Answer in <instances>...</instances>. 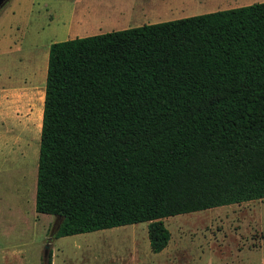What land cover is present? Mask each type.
Masks as SVG:
<instances>
[{
	"label": "trees",
	"instance_id": "16d2710c",
	"mask_svg": "<svg viewBox=\"0 0 264 264\" xmlns=\"http://www.w3.org/2000/svg\"><path fill=\"white\" fill-rule=\"evenodd\" d=\"M264 199V1L49 45L34 212L52 238ZM50 252L42 264L50 263Z\"/></svg>",
	"mask_w": 264,
	"mask_h": 264
},
{
	"label": "rangeland",
	"instance_id": "374dc122",
	"mask_svg": "<svg viewBox=\"0 0 264 264\" xmlns=\"http://www.w3.org/2000/svg\"><path fill=\"white\" fill-rule=\"evenodd\" d=\"M52 1L9 0L0 9V264H42L45 245L51 264H108L114 239L53 240L58 220L34 212L48 47L71 40L51 21ZM162 223L169 241L159 254L150 252L149 264H264V199ZM146 225L138 224L139 236Z\"/></svg>",
	"mask_w": 264,
	"mask_h": 264
},
{
	"label": "crops",
	"instance_id": "0c3cea01",
	"mask_svg": "<svg viewBox=\"0 0 264 264\" xmlns=\"http://www.w3.org/2000/svg\"><path fill=\"white\" fill-rule=\"evenodd\" d=\"M262 1L264 0H53L50 2L53 4L49 14L51 21L59 24L65 32L71 34L68 38L73 39L239 8ZM137 227L138 224H132L84 235L97 239H114L115 243L109 247L113 256L108 264H122L125 261L126 264H149L147 225L141 236L136 232ZM123 239H127L125 243L130 245L132 254L128 249L125 251Z\"/></svg>",
	"mask_w": 264,
	"mask_h": 264
},
{
	"label": "water",
	"instance_id": "95a60500",
	"mask_svg": "<svg viewBox=\"0 0 264 264\" xmlns=\"http://www.w3.org/2000/svg\"><path fill=\"white\" fill-rule=\"evenodd\" d=\"M9 0H0V9L8 2ZM57 229V226L55 227V230ZM55 230L53 231V234H54V232H55ZM53 234H52V236H53ZM51 238V237H50ZM47 249H48V245H45L44 246V254H43V257L45 256H47V254H48V252H47Z\"/></svg>",
	"mask_w": 264,
	"mask_h": 264
}]
</instances>
